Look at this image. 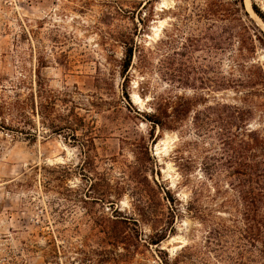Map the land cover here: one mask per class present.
Here are the masks:
<instances>
[{"label": "rangeland", "instance_id": "obj_1", "mask_svg": "<svg viewBox=\"0 0 264 264\" xmlns=\"http://www.w3.org/2000/svg\"><path fill=\"white\" fill-rule=\"evenodd\" d=\"M218 1L0 0V264H264V152L197 127L264 135V0Z\"/></svg>", "mask_w": 264, "mask_h": 264}, {"label": "trees", "instance_id": "obj_2", "mask_svg": "<svg viewBox=\"0 0 264 264\" xmlns=\"http://www.w3.org/2000/svg\"><path fill=\"white\" fill-rule=\"evenodd\" d=\"M216 6L221 8L223 11L222 15L223 17H233V20H240L242 21V17L236 18L237 15L241 14L242 12H245L246 15L247 12L245 11V4L244 0H228L226 3L223 0H219L216 3ZM225 11V13H224ZM255 11L260 15V17L264 21V14L255 7ZM250 21L253 23V20L250 18ZM256 30H258L259 33L262 34L264 37L263 32L254 24ZM258 39H262L259 34H256ZM229 39V38H228ZM223 44L227 43V40L223 41ZM231 44V42L229 43ZM228 44V45H229ZM133 58V46H126L125 50V56L123 58L122 62V69L123 73L126 74L129 70V67L131 65ZM223 81H225V78L223 77ZM242 81H248L243 79ZM221 104H218L219 108ZM226 108L227 110L232 111L231 115L228 117L230 119H234V121H230L229 119L225 118L222 113L215 112L216 110H219V108H215L213 106H209L205 110V119L201 123H197L198 128H203L205 130L206 134L212 133L215 130L219 129L220 135L230 134V136L235 137L236 139H239L241 143H244L246 146L250 148V150L253 152V150H261L264 152V135H261L260 133L255 132L254 130H247L245 128L244 122L249 117V111L248 110H242L239 107L236 106H227V104L222 106ZM155 111L151 114H146L145 117L151 121L154 125H158L162 129H175L177 127V123H179V120H172V118H178L185 116L190 111V107L188 105L187 101H184L183 103H179L175 108H173V111L169 112V108H165L162 105L159 106V108H155ZM214 110V111H213ZM156 111H159L156 112ZM139 114H142L141 111H137ZM237 113V114H236ZM213 116V117H212ZM215 116V117H214ZM232 117V118H231ZM247 131V136L251 139L252 143L247 142L242 137H245L246 134L242 132V130ZM235 132H234V131ZM256 152H253L251 155V159L253 156H257ZM264 154V153H263ZM249 176L253 180H257L255 183L259 184L260 182L264 181V160L258 162V164H251L249 168ZM254 195H264V187L261 186H255L253 189Z\"/></svg>", "mask_w": 264, "mask_h": 264}, {"label": "bare ground", "instance_id": "obj_3", "mask_svg": "<svg viewBox=\"0 0 264 264\" xmlns=\"http://www.w3.org/2000/svg\"><path fill=\"white\" fill-rule=\"evenodd\" d=\"M245 2L248 4L247 6H248V8H251V6H250V0H245ZM161 29V28H160Z\"/></svg>", "mask_w": 264, "mask_h": 264}]
</instances>
